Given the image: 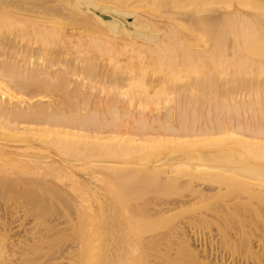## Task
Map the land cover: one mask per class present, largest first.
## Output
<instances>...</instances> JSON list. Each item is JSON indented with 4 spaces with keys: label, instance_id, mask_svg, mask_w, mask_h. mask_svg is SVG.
<instances>
[{
    "label": "bare ground",
    "instance_id": "obj_1",
    "mask_svg": "<svg viewBox=\"0 0 264 264\" xmlns=\"http://www.w3.org/2000/svg\"><path fill=\"white\" fill-rule=\"evenodd\" d=\"M152 1L0 0V188L7 195L14 184V190L35 185L46 201L66 200L72 227L47 240L31 226V237L15 240L20 260L7 251L0 264H168L141 250L152 252L168 238L169 254L198 256L189 224L210 214L218 229L241 227L253 262L264 259L247 228L264 223L253 205L264 202V0H237L233 8L230 0L218 20L211 9L216 0H190L202 7L163 16ZM130 180L178 196L136 205L105 191L106 182L114 189V182ZM214 194L222 218L211 212ZM40 205L33 206L44 210ZM236 206L244 211L232 213ZM30 210L8 225L0 216L1 250ZM135 214L149 224L158 216L183 219L158 232L132 228ZM43 223L46 233L56 229ZM233 233L226 237L235 244L239 232Z\"/></svg>",
    "mask_w": 264,
    "mask_h": 264
},
{
    "label": "rangeland",
    "instance_id": "obj_2",
    "mask_svg": "<svg viewBox=\"0 0 264 264\" xmlns=\"http://www.w3.org/2000/svg\"><path fill=\"white\" fill-rule=\"evenodd\" d=\"M199 1H201V0H199ZM220 1L221 0H216L215 3L211 4V6H212L211 9L213 8L212 9V17H213L214 20H218L219 19V17L222 14V12L220 10H223L224 6L229 5L232 1H233V3L231 4V5H233V6H231L232 8L237 4V0H232V1H230V0H222L221 2ZM240 1H238L240 3V4H238L239 6L241 5ZM242 1L247 2V3H248V1L249 2L252 1L253 5L254 4L255 5L258 4V3L256 4L255 3L256 1H254V0H242ZM258 1H260V0H258ZM190 3H191L190 0H153L152 2H150V4H154V7H156L158 10L161 11V16L168 14V12H169L168 9L191 11V10H194L196 8H201L202 7V5L200 6L197 3H194V4H190ZM259 3H261V1ZM179 4H182L183 6L177 7ZM262 5L263 4H261V6ZM247 7H243V8L246 9V11H248V12H250V11L252 12L253 11L255 13L258 12L259 9H262V8H259V9L252 8L251 9L249 7L250 8V11H249V8L247 9ZM218 9H220V10H218ZM208 11H210V13H211V10H208ZM259 77L261 79L264 78L263 75L262 76L259 75ZM106 183H104L105 184V188H107L105 191H107V193L108 192L111 193V194L108 193V195H110L111 197L117 198V199L119 198L120 200L121 199H123V200H127L128 199V201L131 204H136V205L146 204V203H143L144 200L147 203H149V202L156 201V200L157 201H161V200H165V199H175V197L177 198V196H178V194L176 192L174 193L173 191H170V189L169 190H166V189L163 190L162 187H158L157 185H155L152 182H142V181H138V180H132V181L130 180V181H127L125 183L114 182V184H112V186L114 185L112 188H114L116 190L111 189V187L109 186L110 184L107 183V185H106ZM117 184H118L119 187L117 186ZM15 185L16 184H14L12 186V192L11 193H7V195H6V192H4L5 186L2 187V190L0 188V194H1L0 195V209L4 208V209L0 210V216L1 215L4 216V219H2L3 216L1 217V219L4 221V223L6 225H8L9 221H11L13 219L15 220L16 218H19V217L20 218L24 217L25 208H27V207L30 208V209L34 208L35 210H33V211H35L36 213L33 212L32 210H30V211H32L36 215L31 213L30 211H29L30 213L29 212L27 213L28 215L25 214V216H27V218L24 220L25 224L21 228H18V226L17 227L15 226V224L18 223L17 221L16 222L13 221L12 225H13V227L15 226L13 228L14 232L10 231V232H12L14 234V237L16 238V239L14 238L13 241H15V240L17 241V238H19V237H20V239H23L25 235L29 236V234H30L29 237H31L32 234L30 232L31 231L30 227L33 226V225H35V226L37 225V230H38V228L42 229V231H40V232L42 234H44L43 237L45 239H47V240H53V239L55 240L56 235H59L60 232H61V235H62V232H70L71 231L72 227L70 225V221L68 220V217L66 216V214H64V210H63V209H66V207L68 208L67 202L65 200L66 197H64L65 195L63 196L64 198L62 197V199L65 200V202L63 201L64 203L62 201L60 202L61 198H59V200H57V201H56V199H53L55 202L50 200L51 201L50 202L49 199H48V201H46L48 197L44 198V196H42L45 192L43 193V191H42V189L40 187L37 188V186L34 185V187L30 186V188H29V185L27 184L28 185V186L26 185L27 187L26 186L21 187V188L26 187L25 189H21V188H19L20 186H17V188H15V190H14V186ZM70 185L71 184H68L66 187H70L71 188V189L69 188L70 190L76 191V193L79 196H80L81 193H82V195L90 196L88 189H86L84 187L82 188L80 186H76L77 187V189H76V187L74 185H71V186ZM16 189H17V191H16ZM30 190L31 191L34 190L36 194L32 191L34 193L33 194ZM19 192H20V194H19ZM27 192H28L29 195H31V193H32L34 195V197L33 196H29L28 197L26 195L27 196V199H26L24 194L27 193ZM3 193L5 195H3ZM39 193L41 194V196L39 195ZM67 193H68V195L69 194H73L69 190L67 191ZM112 193H116V195L115 194L113 195ZM218 195L219 194H214L210 198V200L209 199L208 200L209 201H213L211 212H213L214 214L219 215L222 218V212L223 211H222V206H221V203L219 201ZM35 196H37L38 198L35 197ZM31 197H33V199L36 198L35 200L38 199V201H35V203H34L33 202L34 200ZM19 198H21L22 200L19 199ZM17 199L20 200V201H24V203H22V205L20 204V206L18 208H16L17 204H15L18 201ZM31 199H32V201H31ZM39 199H41V201ZM42 199H45V200H43V202H42ZM242 199L243 200H249L248 197H244ZM39 201L41 202L40 206H42L41 207L42 209L44 208L42 203L46 204L44 210L39 209L37 206L36 207L33 206V205H36V202L40 203ZM233 201L235 202V199L231 200L230 202L233 203ZM58 202H60V204ZM87 202H90V199ZM253 205L258 207L261 210V213L264 214V202H260L259 203V202L254 201ZM29 206H31V207H29ZM59 206H60V208H59ZM61 206L63 208H61ZM20 207H21V209H20ZM36 208H38V209L36 210ZM234 210H239L241 212L244 211V209H242L241 207H238V206H236V209H234V207H232L231 212L234 213ZM1 212H2V214H1ZM8 212H10V213H8ZM16 212H17V214H16ZM20 215H22V216H20ZM254 215H257V214L255 212L247 211V215L246 216H247V218L249 220H256ZM35 216H37V217L38 216L39 217L43 216L44 219H42L43 220L42 221L41 219L39 220V217H38L37 218L38 220H37ZM158 217H159L158 220H156L154 223L149 224L148 221H147V218L145 216L143 217L141 214H135V216H133L131 218V225H133L131 227L132 228H135V227L137 228V227H146V226L147 227H151L152 226V227H155L157 229L156 231H158V232H167V231L171 230L172 227H174L175 224L179 220L183 219L182 218L183 216H180L177 219L173 218L172 221H169L168 220L169 218L161 217V216H158ZM97 218H100V216H97ZM101 218H102V216H101ZM184 219H187V218H184ZM188 219H190V218H188ZM211 219L218 220V218L216 216H213L212 214H210V215H208V220L207 221L195 220L196 221L195 223L189 224L190 227L192 228V230L195 231V233H193V232L192 233L188 232V233H190L189 237H190V239H191V241L193 243V247H195V249H197L198 252H199L198 256H194L189 251H184V250H182L180 253H178L176 251V249H175V251H173L174 250L173 249L172 253L169 254V244L167 243L168 242V238L162 239L161 240V244L158 246V248L152 250V252L151 251L148 252L147 249L143 248L141 250L142 256L145 257V255H147L146 258L147 257H151L152 258V257H155V256H153V254L157 253L160 256L159 258L165 257L164 261L167 258H169L168 261H167L168 264H258L259 263L258 261L253 262L254 258H255V260H257L255 255L253 256V255L250 254V256H249V254H248L249 252H248V249L246 247V245H247L246 244V239L247 238L245 239L244 236L241 235V230H242V229H240L241 227L239 229L235 228L232 231H227L225 229H218L217 225L214 224L213 221L211 222ZM138 220H141V222H139ZM37 221H41L42 224H40L41 222H39V224L38 223L36 224ZM43 222H52V223H56L57 224L56 229H54L52 231L53 233L50 232V231H48L46 233L43 230V227H42L44 225ZM87 222H88L89 225L97 226V224H96L97 220H88ZM233 224H236V223H233ZM249 224H252V225H247V228L252 230L251 233H248L249 236L252 238V242H251L252 243V248L255 251H257V252L258 251L261 252V255H262V254H264V223H263V221H259V223H249ZM255 226H257V227H255ZM0 227L2 228V225H0ZM233 231H238L239 232L238 234L234 235L235 239H236L235 244H232L228 240L229 237H226L228 235L233 237V234H234ZM27 233H29V234H27ZM191 235H194V236H191ZM239 235H241V236L239 237ZM11 236L13 237V235H11ZM22 236H23V238H21ZM192 237H194V239ZM7 241H4V243H3L4 248H5V246H6V248L4 250H1V248H0V252H1L0 254H3L5 256H7L6 255L7 251H9V252H7L8 254H12V253H15L17 251V249L19 248L18 245H17L18 241L17 242L16 241L13 242L12 238L10 240L8 239ZM10 242L13 243V246L10 244ZM14 243L17 246H15ZM214 244L217 246V248H215V249L213 247ZM8 246L10 248L11 247L12 248L10 249ZM135 246H137V245H135ZM211 246L213 247L214 250L211 249ZM236 247H237V249H235ZM14 248H16V249H14ZM14 250H15V252H14ZM137 252H138V248H137ZM217 254H218V257H217ZM13 255L14 254H12V256H11L13 258H14L15 255L16 256L18 255V256L17 257L15 256L16 258H14L12 260H14V261L20 260L18 253H15L14 256ZM134 256H135V254H134ZM140 256H138V260L141 259ZM252 256H253V258H252ZM144 257H142V258H144ZM222 257H224V258H222ZM234 259H236V260H234ZM12 260L8 261L6 264H8L9 262H10L9 264H11V262H12V264L15 263ZM26 260L23 262V264L24 263L25 264H32V262H33V260H30V259L27 260L29 262H27ZM262 260H264V259H260V263L259 264H262V263L264 264V261L262 262ZM256 262H258V263H256Z\"/></svg>",
    "mask_w": 264,
    "mask_h": 264
}]
</instances>
